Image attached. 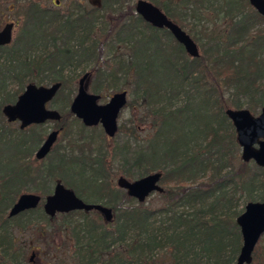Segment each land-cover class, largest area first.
Masks as SVG:
<instances>
[{"label": "trees", "instance_id": "obj_1", "mask_svg": "<svg viewBox=\"0 0 264 264\" xmlns=\"http://www.w3.org/2000/svg\"><path fill=\"white\" fill-rule=\"evenodd\" d=\"M41 1L13 0L10 6L17 9L15 22H21L20 32L10 44L0 46V60L8 64L6 71L0 69V163L19 164L22 175L16 183L7 176L9 170H0L6 173L0 174V264H35L30 259L19 260L21 254H14L20 233L37 231L51 245L54 236L69 230L76 241L73 264H234L242 244L235 221L244 208L239 210V206L241 200L247 203L264 198V168L253 162V170H249L247 162L238 160L239 145L225 110L246 108L258 113L264 106V18L248 0H149L176 23L186 26L192 17L201 25L198 36L193 37L199 43L200 55L192 58L168 30L145 22L129 0H99L98 6L91 9H80L78 3L63 14ZM202 10L210 12L212 25L204 24ZM99 11L100 17H120L112 40L128 50L111 73L100 64V43L93 40L87 46L96 34ZM218 16L227 22L224 30L216 26ZM2 17L0 14V22ZM147 33L149 38L156 37L158 44L170 45L174 69L170 81L161 82L146 73L153 66L154 53H141L137 43L148 39ZM41 48L48 53L31 55ZM73 61L90 67L94 93L105 89L103 83L108 76L118 75L127 85L124 90L139 94L148 108L153 131L144 146L142 143L130 149L127 141L114 157L118 159L120 176L132 177V169L139 165L145 172L162 173L160 184L164 190L156 193L162 201L159 206H147V200L138 202L112 185L115 172L109 157L113 163L114 157L107 146L94 148L92 136L81 149L69 146L72 141L68 140L66 147L51 152L46 166L33 167L35 160L31 157L41 133H34L33 127L16 130L5 123L1 109L16 101L28 82L26 78L33 74L29 72L45 74L50 84L60 82L58 96L63 91L60 89L67 87L64 68ZM8 72L16 84L12 92L7 90ZM130 78L133 81L129 82ZM67 94L68 102L70 92ZM193 113H197L195 125H180L184 117ZM71 116L69 110L62 109V120ZM123 128L119 125L118 132ZM30 134H34V140ZM19 135L20 142H8L19 139ZM127 135L134 137V127L127 128ZM66 162L75 164V172L85 177L82 190H92L93 201L83 200L81 193L58 173ZM32 169L36 170L37 180L52 175L53 180L67 185L83 201L111 207L112 221L105 222L96 210L50 217L41 204L9 217L8 211L26 183H32L35 189L40 186L42 197L50 191L36 184ZM91 213L96 217L87 220ZM156 214L162 218L154 227L152 219ZM77 217H85L84 226L77 231H85V246L76 233ZM260 243L261 240L251 264H264V244Z\"/></svg>", "mask_w": 264, "mask_h": 264}, {"label": "rangeland", "instance_id": "obj_2", "mask_svg": "<svg viewBox=\"0 0 264 264\" xmlns=\"http://www.w3.org/2000/svg\"><path fill=\"white\" fill-rule=\"evenodd\" d=\"M41 2L42 4L44 3L46 6H48L51 10L60 12L61 14L69 11L70 9H73V7L75 8L78 3H80V9L81 8L91 9L95 6H98L96 4L99 3V2L93 3L94 0H58L57 4L55 3V0H43ZM135 2L136 0H129V3L135 4ZM12 3H13V0H3V1L0 0V14H2L3 16L0 22V29L3 27L5 23L10 22V21H13L14 23L16 21L17 9L10 6ZM8 6L10 7V9H7ZM101 13L102 12L99 11V14H98L99 17L96 20V23L98 24L94 30L96 34L90 37V39L87 41V46L90 45L93 42V40L98 41L100 43L101 48H102L101 50L102 58H101L100 64L102 65V67H106V71L108 73H111L115 70L121 58L125 57L128 50L126 47H124V45L117 44L113 42L112 40L114 38L113 36L118 30L117 23H121V20L120 22H118L117 20V17L118 18L120 17L114 16V15L113 16L104 15V17L103 16L100 17ZM209 13L210 12H207L205 10L202 12V18L205 19L204 21L205 25L213 24V22L210 21L211 18H208ZM201 23L203 24V22ZM216 23H217L216 26H218L219 29L224 30L226 28L227 22L224 21V19L221 20L219 16L216 18ZM14 24L15 25L13 27V40L16 39L17 34L20 32L19 27H20L21 22L20 24H17L16 22ZM177 24L183 30H185L192 38L193 37L195 38L198 36V31L201 28V25L197 23V20L193 19L192 17H189L188 24L186 26L181 25L179 23ZM262 26L264 27V24ZM146 35L148 39L146 38L144 40H138V43H137V47L139 48L138 51H140L141 53L142 52L147 53V54L150 52L154 53L153 66H151L150 68L148 67L146 70V73L152 74V76L158 79V81H161V82L164 80L170 81L174 77V69L171 66V60H172L171 53L172 52L170 50V45L169 47L167 45L162 46L158 44V39L156 37L149 38V33H147ZM155 42H156V45H155ZM195 42L198 43V41H195ZM197 45L199 47V43ZM46 53H48V51L46 49L44 50L43 48H41L39 51L33 52L31 55H35V57H37L38 55L44 56ZM1 68H3L2 71L4 70L6 71V69L8 68V64H4V59L0 60V69ZM89 69H90L89 66H86L83 63H77L76 61H73L70 65L66 66L64 68L63 76L67 80V87L63 89L61 88L60 90L61 91L63 90L62 93L61 94L58 93L59 94L58 96L54 97L51 101H49L47 103V107L51 109H55L59 111L61 114H62V109L69 110V104L71 102V99L76 94L78 81L80 77L82 76V74L85 71H89ZM29 73H33L32 75H35V74L37 75L33 77H31L32 75H29L28 78H26L28 82H25L24 86H26V84H28L29 82H32L37 85H45V86L50 85V83H48V80L46 79L45 74H42V73L34 74V70ZM7 75L8 77L6 80H7V84L9 85L7 90L9 92H12L13 89L16 88V84L13 81L11 72L10 73L8 72ZM130 79L131 80L129 82L133 81L132 78ZM92 83H94V76H92L91 79L87 83V90L89 92L94 93L93 88L91 87ZM103 85L105 89L102 90L100 93L102 95V98L99 101L100 103L106 102L113 93L123 90L124 87H127V85L126 86L123 85V81L119 79L118 75H113L112 77L108 76L106 78V81L103 83ZM69 92H70V99L67 102V96H68L67 93ZM194 99H197V98H194ZM180 103H181L180 100L177 101V104H180ZM230 108H233V107H230ZM196 114L197 113H193V114L187 115L186 118L184 117L181 120L180 125H183L185 122H186L185 124H189V123L192 124L193 122L198 121L196 120L197 118ZM253 114L256 115L258 113H253ZM186 119H189V120L184 121ZM4 121L5 123H7V125H9L10 128H13L16 130L20 129L19 121L7 122L5 118H4ZM118 123L119 125L124 126L123 131L118 132L113 138L106 137L103 132V128L99 124L96 126H92V127L84 126L82 130L81 129L82 123L78 119L75 120V117L73 115L59 122L50 120L42 124H32L29 127L30 128L33 127L32 130L34 131V133H41V138H40V142L33 150V156L31 157V159H35L34 157L35 151L38 149L42 141L45 139L46 135L50 133L51 131L58 129L59 127H62L63 129L61 130L58 136V139L53 146L54 152L58 147H62V148L66 147L67 145L66 142L68 140L72 141V143L70 142L71 144L69 145L72 148H76V149L85 148L86 143L89 140L88 137L92 136L94 148L98 146H102V147L107 146L108 150L110 151V155L113 157L114 155L117 154L118 149L122 147L127 141H128V146L130 147V149H134V148L136 149V146L142 145L146 137L150 135L151 132L153 131V129L151 128V118L148 117V108L146 107L144 102L139 98V94L133 93L132 91H129V90L127 91V106L122 109L119 119H118ZM193 124L195 125L196 123H193ZM131 126L134 127V137H130L127 135V128ZM29 127H26L25 129ZM28 132L30 131H27V133ZM21 137L22 135H19L17 136V138L19 139H9L8 142L10 144L15 145L16 143L20 142ZM29 137L34 140V134H30ZM144 144L145 143H143V146ZM50 154L51 152L48 154V156ZM240 154H241V149L239 147L238 160L242 161L240 158ZM47 157L40 160L39 163H32L31 165L33 167H38V166L41 167L43 164L47 165L48 163ZM110 159L112 158L109 157V161L111 162L112 168L114 169V172H115V175L111 177L112 178L111 183L114 187L119 188L116 184V180L118 176H120V171L118 170V167H119L118 159H117V156H115L113 158V160H115L114 163ZM247 163L249 164L248 169L253 170V167L251 166L253 162L251 161ZM63 166L64 167L61 168L59 170L60 172L58 173L63 177L64 180L68 181L67 184L68 185L71 184L73 190L80 192L83 200L91 199L93 201L95 199V197H92L94 192H92V190L90 189L82 190L83 183L85 182V177L75 172V171L78 172L76 165L75 164L69 165V163L66 162L65 164H63ZM1 169L4 171L9 170L7 173V176H12V180L14 182L17 183L20 180H22V175L20 174L21 172H19V169H20L19 164L15 165L13 163H8L6 165V164L0 163V170ZM32 171L34 173L32 177L34 178V180H36L35 181L37 182L36 184L41 185L42 187H45L46 189L49 188L50 191L48 194H50L56 183V181L53 180L54 177L52 175H49V176L45 175L46 177H43L37 180L38 176L36 175V170L32 169ZM144 172L145 171L143 167L141 168L140 165L135 166L131 172L132 177H128V178L126 177V178L129 180L137 179L139 178V174L141 173L143 174ZM148 173H151V172L150 171L145 172L143 175H146ZM0 174L5 175L6 173H3L0 171ZM39 187L37 188L38 189L37 190L35 189V186L32 185V183H26V185L23 186V188H21L20 193H35V194L42 195ZM256 193H258V191H256ZM16 198L17 196L15 197V199ZM257 200L261 201L259 199ZM161 202H162L161 199L157 196L155 192L153 193L152 196H150L147 199L146 205L150 207H157L161 204ZM245 203L246 202H243V200H241L239 210L244 207ZM92 214L95 215V213L89 214L86 217L87 220L96 217ZM84 218L77 217L76 219V223L79 225L78 227H76V233L83 246H85L88 240L86 233L84 230L80 232H77V231H79V229H82V226H84L83 225ZM161 218L162 216H159L158 214H156L153 217L152 223L154 227H157L160 225L159 220ZM96 234L98 235V232H96ZM17 236L20 238V240L17 242L18 246H17V249L15 248L14 254H18V255L21 254V256L18 258L19 260L24 259L25 262L26 261L28 262L32 253H34L35 258L32 261H34L35 264H56L57 263L56 260L59 262V264H73L74 260L72 258V255L74 253V249H76V241H75V236L73 235V233H71L70 230L67 231L65 234L63 233V234L54 236L52 240L53 243L51 245L47 244L48 242L45 240L44 236H41L40 233L37 231H31V232L25 231L24 233H20V235H17ZM260 240H261L260 244H264V234L261 236ZM63 244L65 246H68V248L63 246ZM56 246H58L57 249H55Z\"/></svg>", "mask_w": 264, "mask_h": 264}, {"label": "water", "instance_id": "obj_3", "mask_svg": "<svg viewBox=\"0 0 264 264\" xmlns=\"http://www.w3.org/2000/svg\"><path fill=\"white\" fill-rule=\"evenodd\" d=\"M248 2L264 18V0H248ZM135 12L151 26L168 30L190 57L200 55L194 39L157 5L148 0H136ZM13 26V22H7L0 29V46L8 45L12 41ZM88 77L89 72H86L79 79L76 94L70 103V112L86 127L100 124L104 133L112 138L118 130L120 112L127 103V91L115 92L107 102L99 103L101 96L87 90ZM60 85V82L48 86L28 83L16 101L3 105L1 112L7 122L19 121L20 129L32 124H42L48 120L58 121L61 119L59 112L47 108L46 104L54 98ZM225 114L234 127L242 161H254L257 166L264 168V106L256 115L246 108H227ZM57 134L58 130H53L47 135L36 151L37 159H43L49 153ZM161 176L162 173L158 171L133 180L118 176L116 184L125 190L129 197L138 202H145L153 193L163 192L164 188L160 184ZM40 204L44 213L50 217L70 211L96 210L105 222H111L113 219L111 207L83 201L60 181L56 182L52 192L43 198L35 193H21L10 207L8 216L13 217L25 210L35 209ZM235 221L241 233L242 244L234 264H251L254 249L264 234V198L261 201L247 202ZM34 256L35 254L32 253L30 261Z\"/></svg>", "mask_w": 264, "mask_h": 264}, {"label": "flooded vegetation", "instance_id": "obj_4", "mask_svg": "<svg viewBox=\"0 0 264 264\" xmlns=\"http://www.w3.org/2000/svg\"><path fill=\"white\" fill-rule=\"evenodd\" d=\"M55 3L57 4V3H58V0H55ZM93 3H98V1L94 0ZM13 27H14V26H13ZM159 29H160V28H159ZM85 72H90V71H85ZM89 80H90V74H89V77H88V81H89ZM88 81H87V82H88ZM30 83H32V82H30ZM36 85H37V84H36ZM60 87H61V85H60ZM60 87H59V88H60ZM77 87H78V85H77ZM58 90H59V89H58ZM76 90H77V89H76ZM123 90H124V89H123ZM123 90H120V91H123ZM125 91H126V90H125ZM57 92H58V91H57ZM91 93H92V92H91ZM56 94H57V93H56ZM95 94H97V93H95ZM99 95L101 96L100 99H99V101H100L101 98H102V95H101V94H99ZM55 96H56V95H55ZM55 96H54V97H55ZM72 99H73V98H72ZM72 99H71V101H72ZM107 101H108V100H107ZM107 101H106V102H107ZM70 103H71V102H70ZM99 103H100V102H99ZM104 103H105V102H104ZM126 106H127V103H126V105L124 106V108H125ZM46 107H47V104H46ZM69 107H70V104H69ZM47 108H48V107H47ZM49 109H51V108H49ZM54 110H55V109H54ZM69 111H70V108H69ZM121 111H122V110H121ZM58 112H59V111H58ZM70 113H71V112H70ZM120 113H121V112H120ZM59 114L61 115V119L58 120V121H56V122H59V121L62 120V114H61L60 112H59ZM72 115H73V114H72ZM73 116H74V115H73ZM119 116H120V115H119ZM74 117H75V116H74ZM75 118H76V117H75ZM76 119H78V118H76ZM118 119H119V117H118ZM78 120L81 122L80 119H78ZM48 121H50V120H48ZM81 123H82V122H81ZM82 125H83V124H82ZM99 125H100V124H99ZM83 126H85V125H83ZM28 127H29V126H28ZM101 127H102V126H101ZM118 127H119V123H118ZM62 129H63L62 127H59L58 129H56V130H58V134H57L56 141H57L58 136H59V134H60V132H61ZM103 132H104V131H103ZM117 132H118V130H117ZM117 132H116V134H117ZM48 134H49V133H48ZM48 134H47V135H48ZM104 134H105V133H104ZM116 134H115V135H116ZM47 135H46V137H47ZM115 135H114V136H115ZM105 136L108 137L106 134H105ZM46 137H45V138H46ZM108 138H110V137H108ZM112 138H113V137H112ZM44 140H45V139H44ZM44 140H43V141H44ZM43 141H42V142H43ZM56 141L54 142V144L56 143ZM41 144H42V143H41ZM41 144H40V145H41ZM54 144H53V146H54ZM53 146L51 147V150L49 151V153L52 152V150H53ZM39 147H40V146H39ZM39 147H38V148H39ZM36 151H37V150H36ZM36 151H35V154H36ZM49 153H48V154H49ZM35 154H34V157H35ZM48 154H47L45 157H47ZM45 157H44V158H45ZM240 157H241V154H240ZM34 160H35V161H33L32 163H39V161L42 160V159H37V158L35 157ZM241 160H242V159H241ZM243 162H244V161H243ZM248 162H250V161H248ZM252 162H254V161H252ZM255 165H256V164H255ZM256 166H257V165H256ZM258 167H260V166H258ZM56 182H58V181H56ZM61 183H62V182H61ZM244 206H245V205H244Z\"/></svg>", "mask_w": 264, "mask_h": 264}]
</instances>
